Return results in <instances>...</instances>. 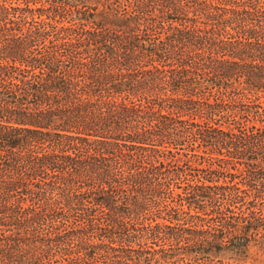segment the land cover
<instances>
[{"label": "trees", "instance_id": "16d2710c", "mask_svg": "<svg viewBox=\"0 0 264 264\" xmlns=\"http://www.w3.org/2000/svg\"><path fill=\"white\" fill-rule=\"evenodd\" d=\"M0 264H264V0H0Z\"/></svg>", "mask_w": 264, "mask_h": 264}]
</instances>
